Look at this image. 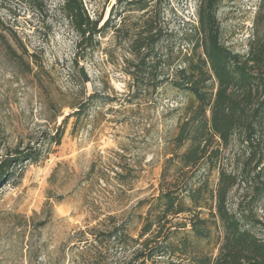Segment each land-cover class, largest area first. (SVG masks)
Returning <instances> with one entry per match:
<instances>
[{
	"label": "rangeland",
	"instance_id": "rangeland-1",
	"mask_svg": "<svg viewBox=\"0 0 264 264\" xmlns=\"http://www.w3.org/2000/svg\"><path fill=\"white\" fill-rule=\"evenodd\" d=\"M218 1L216 15L226 47L243 55L253 38L264 42V0ZM63 3L0 0V160L18 149L39 152L37 160L19 167L13 179L0 186V264L122 263L133 251L110 235L129 223V234L138 237L162 187L182 193L208 177L210 193L217 188L218 172L206 175L197 167L177 179L172 164L161 185L164 163L175 150L173 139L191 98L168 85L135 94L126 74L128 28L116 33L113 25L81 55L79 67L89 77L83 83L72 63L78 35L62 15ZM83 3L90 18L100 17L101 24L113 9L117 21L120 14L140 15L118 10L116 0ZM161 3V16L175 33L164 45L175 57L192 48L182 45L180 33L185 22L197 21V2ZM133 20L128 18L127 25ZM81 104L87 109L80 120L74 116L64 123ZM60 127L64 137L55 145L48 137ZM246 152V146L233 141L221 161L232 171L246 159ZM242 188L231 193L232 208L246 186ZM183 201L193 206L188 198ZM214 207L209 200L200 217L211 218L209 209ZM255 210L264 220V207L257 205ZM191 217L180 214L163 229L158 242L151 243L168 238L178 246L187 238L191 244L185 256L164 255L161 261L188 263L192 255L216 258L220 224L210 220L211 237L201 240L192 232ZM177 223H186V228H177ZM256 234L263 238L261 232Z\"/></svg>",
	"mask_w": 264,
	"mask_h": 264
},
{
	"label": "trees",
	"instance_id": "trees-1",
	"mask_svg": "<svg viewBox=\"0 0 264 264\" xmlns=\"http://www.w3.org/2000/svg\"><path fill=\"white\" fill-rule=\"evenodd\" d=\"M196 2L197 21L185 22L186 27L180 33L182 45L192 48L185 53L179 51L175 57L164 45L175 33L168 30L161 16V0H116L118 10L123 7L140 15L120 14L117 21L113 9L103 24L100 17L90 18L83 0H64L61 5L63 17L78 35L72 63L79 69L83 83H87L89 77L85 69L79 67L81 55L95 38L113 25L116 33L128 28L125 42L130 58L125 59L126 74L131 77L129 88L134 89L135 94L143 89L156 92L158 87L168 85L191 98L173 139L175 150L164 163L161 185L167 180L168 164L176 167L177 179L184 171L197 167L203 168L206 175L218 172L217 188L211 193L208 177L182 193L162 187L156 203L146 212L138 237L129 234V223L110 235V239L119 238L125 249L133 251L122 263L113 264H264V220L255 212L257 205L264 207V42L259 37L253 38L246 54L235 53L221 41L216 15L219 1ZM261 10L264 12V2ZM128 18L135 20L127 25ZM86 109L87 106L81 104L77 111L64 118V123L74 116L80 120ZM63 137L64 128L60 127L48 138L51 143L60 145ZM233 141L241 142L247 152L246 159L231 171L223 165L221 155ZM37 151L18 149L1 159L0 186L13 179L19 167L37 160ZM243 185L246 191L232 208L230 195ZM184 198L192 201L193 206H185ZM209 200L214 201L215 206L209 209L211 218H201L199 211L205 209ZM186 213L192 215L189 222L192 232L201 240L211 237L210 220L214 225L220 224L218 255L216 258L192 255L188 263L181 257L178 262L172 259L163 262L164 255L185 256L191 244L187 238L181 239L178 246L168 242V238L155 246L151 243L158 242L163 229ZM177 224V228L187 225ZM256 230L263 238L257 236Z\"/></svg>",
	"mask_w": 264,
	"mask_h": 264
}]
</instances>
